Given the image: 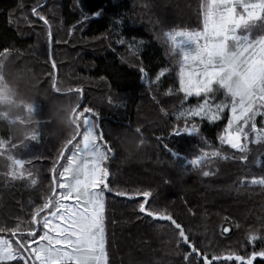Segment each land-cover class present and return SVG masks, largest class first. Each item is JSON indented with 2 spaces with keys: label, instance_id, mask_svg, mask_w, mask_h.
I'll list each match as a JSON object with an SVG mask.
<instances>
[{
  "label": "trees",
  "instance_id": "1",
  "mask_svg": "<svg viewBox=\"0 0 264 264\" xmlns=\"http://www.w3.org/2000/svg\"><path fill=\"white\" fill-rule=\"evenodd\" d=\"M202 1L0 0V234L27 235L38 227L33 211L50 193L75 141L54 175L53 164L80 124L82 132L80 112L91 107L108 157L107 264H186L189 251L177 242L170 221L144 216L137 209L142 197L130 200L117 196L118 190H151L150 204L167 208L209 258L246 256L264 247V186L251 183L264 176V140L256 141L250 125L247 140L242 137L246 153L222 144L229 108L214 122L179 115L203 102V94L185 98L179 90L180 53L164 33L199 29ZM241 32L264 35V9ZM161 70L165 74L157 80ZM209 92L210 103L230 106L233 100L220 85ZM193 123L197 132L191 135L170 134ZM255 123L264 128V116L257 115ZM212 151L221 155L213 157ZM202 153L209 155L200 165L187 163Z\"/></svg>",
  "mask_w": 264,
  "mask_h": 264
},
{
  "label": "snow or ice",
  "instance_id": "2",
  "mask_svg": "<svg viewBox=\"0 0 264 264\" xmlns=\"http://www.w3.org/2000/svg\"><path fill=\"white\" fill-rule=\"evenodd\" d=\"M226 11L230 13L231 9H226ZM33 14L39 15L36 9H33ZM98 14L92 15L95 17ZM39 18L44 20L45 24L48 23L43 15H39ZM214 23L215 15L212 14L204 17L203 27L206 26L209 31H214ZM164 35L173 46V50L184 41L200 44L199 31L174 30L165 32ZM180 51L182 58L180 60L179 90L184 93L185 98L201 97L203 94V102H198L197 105L181 111L179 115L186 119L199 117L214 122L221 119L220 114L226 108H230L231 114L224 129L226 134L219 138L220 142L240 153H246L248 151L247 143H242L241 138L243 137L245 141L248 138V131L245 128L247 121L243 124L239 123L244 109L238 108L234 104L231 107L226 106L225 101L209 102L210 96L213 94L206 87V81L212 73L208 72L207 67L201 61L210 56V53L206 52L203 46H199L194 51L184 49ZM55 67L56 65L53 63L52 68ZM139 71L143 74L146 70L141 67ZM164 74L165 71L161 70L156 79L159 80ZM53 87L55 89V82H53ZM261 88H264V84H261ZM75 92L80 93L81 89L76 88ZM80 113L83 117L82 140L74 145L72 154L67 156V163L59 172L60 180L56 181L53 178L50 193L33 211L35 215L33 225H42V233H37L33 227L26 233L31 239L26 241L16 239L14 243L0 236V264H107L104 224L105 190L111 191V189L105 183L109 173L103 165L108 157L105 150L97 143L100 137L95 134L97 124L91 119V116L95 115L93 109L87 107ZM257 115L264 116V111L253 113L251 132L256 135V141H261L264 140V128L257 129L255 123ZM80 126L81 124L78 125L79 128ZM195 132H197V126L193 123L190 127L187 124L184 127H174L170 134L179 137L185 133L191 135ZM66 148L57 156L52 167L53 173L56 172L55 164H58L59 159L64 157ZM165 148H168L166 144ZM168 151L173 157L180 158V153L172 149H168ZM208 155L209 153H202V155L188 160L187 163L194 167L198 166ZM210 155L218 157L221 153L212 151ZM246 158L245 155L240 157L241 160ZM203 175L208 176L209 172L204 171ZM36 183L35 180L32 181V185H36ZM251 183L264 186V176L253 177ZM115 194L126 196L130 200L142 197V200L137 203L139 213L152 220L170 221L178 231L177 242L182 241L189 249L183 257L186 264H213L214 261L221 259L235 260L237 264H254L257 258L264 260V247L259 251L254 250L246 256L228 254L223 258L220 255H211L209 258L207 252L200 250L190 240L181 224L173 218L167 208L154 207L150 204L149 199L153 195L151 190L136 189L131 192L118 190ZM53 198L55 199L53 200ZM42 213L43 215H41ZM15 234L16 231H13V235ZM21 235L24 233L21 232ZM249 239L251 242L256 237L252 236Z\"/></svg>",
  "mask_w": 264,
  "mask_h": 264
},
{
  "label": "rangeland",
  "instance_id": "3",
  "mask_svg": "<svg viewBox=\"0 0 264 264\" xmlns=\"http://www.w3.org/2000/svg\"><path fill=\"white\" fill-rule=\"evenodd\" d=\"M226 9H231V12L229 13ZM263 9L264 0H203V20L199 29L187 30L177 28L169 31H199V45L190 41H184L176 48L180 53V60L182 58L181 49L194 51L199 46H203L205 51L210 53V56L205 57L201 61L207 67L208 72L212 73L206 81V87L209 91H212L215 85H220L226 89L233 98L229 107L234 104L238 108L244 109L239 123L243 124L247 121L245 128L248 130H250L249 127L252 125L251 118L253 113L261 111L258 107L264 106V88H261V84H264V35L252 37L250 33L241 32V29L246 25L248 26L251 21L257 20L262 15ZM212 14L215 15V30L209 31L206 26L203 27V22L204 17L211 16ZM50 55L52 56V47ZM77 109L78 107L75 110L77 111ZM14 120L18 121V119ZM79 129L80 132L77 135L80 136H78L79 138L75 140L66 153L59 172L66 165L67 156L72 154L74 145L82 140L83 129L82 132L81 128ZM225 134L224 132L223 135ZM97 143L100 144L98 140ZM21 162L22 165L20 166L22 167L24 162L23 160ZM59 180L58 173L57 181ZM42 231V225H38L36 232L42 233ZM0 236L13 241V243L16 239L25 241L31 239L27 235L23 236L19 234H0ZM36 239L38 240V236Z\"/></svg>",
  "mask_w": 264,
  "mask_h": 264
},
{
  "label": "water",
  "instance_id": "4",
  "mask_svg": "<svg viewBox=\"0 0 264 264\" xmlns=\"http://www.w3.org/2000/svg\"><path fill=\"white\" fill-rule=\"evenodd\" d=\"M75 111H76V110H75ZM75 111L73 112L72 117H73ZM79 132H80V129H79ZM78 136H79V135H76V137H75L71 142L73 143L75 140H77V139H78ZM71 142H70V143H71ZM70 143H69V144H70ZM69 144H67V146H66L67 148L65 149L64 155H65L66 151L68 150V148H69L70 145H71V144H70V145H69ZM62 159H63V157L59 159V163L56 164V169H57V167L59 166V164H60V162L62 161ZM19 164L22 165V162L19 161ZM53 175H54V173H53ZM106 182H107V180L105 181V183H106Z\"/></svg>",
  "mask_w": 264,
  "mask_h": 264
}]
</instances>
